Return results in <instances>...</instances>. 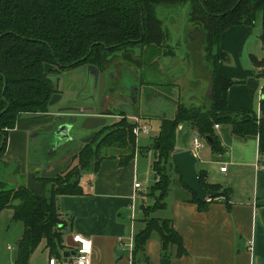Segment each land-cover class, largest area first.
<instances>
[{"label":"trees","instance_id":"trees-1","mask_svg":"<svg viewBox=\"0 0 264 264\" xmlns=\"http://www.w3.org/2000/svg\"><path fill=\"white\" fill-rule=\"evenodd\" d=\"M187 4L188 21L199 24L205 33L203 61L215 71L213 108L209 111V106L180 104L172 113L163 115L153 145L155 182L148 193L155 197V202L142 205L145 227L135 236L133 264L148 262L145 246L154 233L161 241L163 255L171 247L176 248L178 256L186 254L172 222L152 216L166 207L172 184L168 171L172 166L183 188L190 193L188 200L201 211L221 197L230 207L231 192L207 184L204 173L199 174L202 187L218 195L211 202L198 200L184 184L173 161L178 153L176 140L181 123L189 122L203 137L210 138L216 153L222 152V147L214 125L223 124L231 126L238 137L257 136L258 154H264V97L260 99V116L252 109L229 105L228 90L234 81L221 70V62L229 57L220 44L228 27L253 26L260 17V40L264 46V0H0V212L11 208L13 220L25 227L15 264H29L43 240L47 241L51 255L60 256L64 221L58 210V197L83 195L82 174L99 172L106 158L120 157V166H127L137 153V139L128 119L101 127L74 157L76 163L65 172L54 178L36 177L44 184L43 194H37L26 186H13L7 177V171L14 167L2 161L10 129L25 115L49 112L53 94L58 90L51 74L88 65L107 72L113 62L122 58L136 62L139 67L151 63L161 53L157 45L168 37L160 17L161 7L182 10ZM136 44L151 50L137 58L132 50ZM253 62L254 66L264 68V57H253ZM110 148L121 151L108 157L102 155ZM16 169L15 165L13 174Z\"/></svg>","mask_w":264,"mask_h":264},{"label":"crops","instance_id":"crops-1","mask_svg":"<svg viewBox=\"0 0 264 264\" xmlns=\"http://www.w3.org/2000/svg\"><path fill=\"white\" fill-rule=\"evenodd\" d=\"M254 32L257 33L256 36H260L262 32L260 17L254 26L234 25L222 33L221 48L229 58L221 62V70L226 78L234 81L228 90L229 105L254 110L255 94L257 101L254 112L260 116L259 90L264 84V68L254 66L253 57L263 58L264 46L260 47V51L253 49L254 44L248 48L249 38ZM245 49L250 59L246 65L242 62ZM186 63L185 73L180 76L193 81V90L180 93L174 102L178 100L177 102L187 105L206 107L209 99L204 96L205 78L203 75H194L192 60L189 59ZM158 69L162 72V68ZM200 72L204 74V71ZM176 78L177 76L174 81ZM75 79L70 87L74 82H84V88L89 86V103L82 102L76 109H63L60 106L64 104L63 94L67 89L59 84L58 90L61 93L53 95L48 113L25 115L15 128L10 129L2 161L14 166L7 171V177L13 186L23 185L30 173L35 178H54L76 163L74 157L77 155V138L73 135V130V140L69 142L59 145L53 139L61 123L77 120L74 129L80 132V122L86 116H105L108 124L115 121L112 120L115 115L111 113L113 101L108 94H105L100 106L96 105L99 89L94 78L86 74L85 77L77 75ZM143 80L131 82L135 97L127 101L134 110L146 82L144 76ZM175 82L179 85L178 80ZM78 89L83 92L81 86ZM74 103L77 106L78 100L71 101V104ZM56 104L59 109H51V105ZM197 133L190 123H181L177 130V151L192 150L193 136ZM215 133L222 152H214L206 138L204 147L197 155L196 170L199 174L206 175L207 184L217 185L231 192L230 207H227L225 199L221 197L210 204L208 209L201 211L197 204L188 200L190 193L182 185L175 189V193L171 187L165 200L166 207L152 216L172 222L183 240L186 254L178 256L176 248L171 247L168 254L163 255L161 241L154 233L145 246L144 255L148 262L141 264H264V154H258L257 136L238 137L232 132L231 126L223 124L215 128ZM136 155L127 166H120V157L104 159L99 172L82 174L80 183L83 195L58 197V210L64 221L61 226L64 242L59 251L60 256L51 255L47 241L43 240L31 255L29 264H49L51 258L57 259L58 264H74V256L66 259L63 253L71 251L66 240L75 235L85 236L92 241L91 264H133L135 236L145 227L142 205L147 201L148 195L140 177L149 173L146 168L141 167V161ZM15 165L17 169L13 174ZM223 167L227 168L226 172L221 171ZM136 182L141 184L140 189H135ZM0 214H5L7 219H11V223L15 222L11 208ZM24 230L23 224L21 233L18 229L13 232L14 239L8 236L9 239L1 243L0 264H15ZM10 241L15 243L16 251L7 244ZM39 248H42L40 254L37 253Z\"/></svg>","mask_w":264,"mask_h":264},{"label":"rangeland","instance_id":"rangeland-1","mask_svg":"<svg viewBox=\"0 0 264 264\" xmlns=\"http://www.w3.org/2000/svg\"><path fill=\"white\" fill-rule=\"evenodd\" d=\"M183 10L185 11L186 9H183ZM179 12L181 15L182 11H179ZM168 22H169L168 19L164 20V23L166 24L165 26L169 28V31L171 33V40L174 43L180 39L181 37L180 34H183L184 36V33H181L178 31V25H177L176 20L174 21L172 20L169 23ZM255 26L257 25L255 24ZM256 35L257 33L254 32V34L250 36L248 48L250 49L251 46L253 47V44H254L255 47H253V49L255 51L256 50L260 51V47L261 46L263 47V45L261 43L260 36H256ZM246 54H247V49L244 50L243 57H242V62L244 65L247 64V60L248 62H250L249 56ZM178 55L181 56L180 53H178ZM119 60H120V63L117 66L118 67L117 72L121 73V70H123V72H125L124 70L129 71L126 73H130V71H134L135 74L137 75H133L131 73L132 74L131 76L137 77L138 75H140L139 70L137 69V67H139L138 66L139 64H136V62H133V61L131 62L130 60H125L124 58L119 59ZM177 63L178 61L176 57H174L173 61L169 62V66H170L168 68L169 77L167 75H164V73H162L161 71H159V69L156 68L155 65H153L155 63L153 64L149 63L143 66L142 71L144 74L143 76L146 79V82L143 84L144 86L141 89V94L138 98L137 106L135 110L132 109L131 104L127 101L128 98H126V95H128L129 93L128 91H125L123 88L121 90L122 94L118 95L119 97L114 99L115 95L118 93L116 87L115 89H112V90L109 89V87H107V92H108L107 94L112 98V101H113V102L111 101L113 104L111 113L115 115L112 117V120H115L114 122H117L121 120L122 118L130 120L133 117H139L140 119L145 120L151 128V131L149 134L138 135L137 155H136L141 161V164H142L141 167H144L146 168V170L149 171L148 174L140 177V180L144 183L145 190L148 193L151 190V186L155 182V175L153 172L152 164L156 158V151L153 145L159 133L161 121L163 118V116L160 113L162 112H168L169 114L172 113L173 108L175 106V104H172V102L177 103L178 101V100H175L176 102H174V99L177 98L180 95V93L185 94L186 92L193 90L192 89L193 88L192 86L194 85L193 81H191L186 76H180V75L177 76L175 81L178 80L179 85L175 84L176 82L174 81V78H175L174 75L177 74L178 71H180L179 70L180 68L178 67ZM246 67H249V66H246ZM88 72H89L88 66H80V67L69 68L59 73H54V75L51 74L52 79L57 81L58 85L63 84L64 87L67 89V91L63 94L64 104H62L60 107H62L63 109L66 108V110L67 109L69 110L70 108L76 109L80 107V103L82 104V102L86 101L87 103H89L90 101V98L88 97L89 86L88 88H84V84H85L84 82L83 83L79 82L77 84H75L76 82H74V84H72V86L70 87L72 80L75 79V76L83 75V77H85L86 74H89ZM80 86L81 88H83V92H80V89H78V87ZM60 93H61L60 90H57L53 95H59ZM103 97H101L100 92L97 94V102H96L97 106L98 105L100 106L103 103V100H104ZM76 100H78L77 106L75 103L71 104V101H76ZM256 101H257V95L254 94V110L256 109V104H255ZM58 107L59 106L57 104L51 105V109H54V110L59 109ZM109 121L111 120L109 119ZM83 132L84 131L76 132L75 129H73V135H75V138H77V143H75L77 145V154L80 153L82 148L92 140L93 136L98 131L96 132L93 131L91 133H85V132L83 133ZM69 144H70L69 146H71V143ZM117 151H121V150H115V148L113 150V148H110V150L105 151V154L103 153L102 155L106 157L112 156L111 154H116ZM168 173L172 180V184L170 188L173 187V192L175 193L176 191L175 189H178L182 185L180 181V176L175 171L173 166L169 169ZM146 197H147L146 199L147 201L144 204L146 205L154 204L155 202L154 196L150 197L147 195ZM16 222L17 221H15L14 223H11V219L10 220L7 219L5 217V214H0V245L4 241H6V239H9L8 236L12 237L14 231L17 232V230L19 229L20 233L22 232L23 223L22 222L16 223ZM14 238L15 237H12V239ZM7 244H10L9 246L14 248V250L16 251V245L13 241H10ZM41 252H42V248H39L37 253L40 254Z\"/></svg>","mask_w":264,"mask_h":264},{"label":"water","instance_id":"water-1","mask_svg":"<svg viewBox=\"0 0 264 264\" xmlns=\"http://www.w3.org/2000/svg\"><path fill=\"white\" fill-rule=\"evenodd\" d=\"M205 39V33L201 31V41L197 44V49L201 48V53L195 54L194 51L192 55L193 61V69L195 76H201L205 78L206 88L204 92V96L209 99V111L213 108V98H214V87H215V71L211 69L208 65L202 63L203 56V43ZM88 71L94 76L95 85H99V92L101 97L104 95V89L107 86V74L101 73L99 68L96 65H88ZM200 71H204V74H201ZM112 78V76H111ZM104 98V97H103ZM77 120L66 121L58 125L53 139L59 145L64 144L73 140V136L71 135L72 130L76 127ZM108 124V118L105 116H86L79 125V129L82 131H93L98 130L101 127ZM208 142H210V138H207ZM173 161L175 163L176 169L180 173L184 184L188 189H190L193 193L196 194L198 200L207 201L216 198L218 195L212 191H206L200 182L199 173L196 170L197 157L192 150L178 152L173 156ZM26 186L31 191L37 194H43L44 192V184L40 183L36 180L35 175L30 173L26 181L23 185ZM67 246L71 249V251L63 253V256L68 259L71 256L76 255L75 249L78 247V244L74 242L73 236H69L67 238Z\"/></svg>","mask_w":264,"mask_h":264},{"label":"flooded vegetation","instance_id":"flooded-vegetation-1","mask_svg":"<svg viewBox=\"0 0 264 264\" xmlns=\"http://www.w3.org/2000/svg\"><path fill=\"white\" fill-rule=\"evenodd\" d=\"M189 8L190 7L188 4L183 8V9H186L185 11L183 9L179 10L177 8L161 7L162 12L160 13V17H162L164 20L168 19L169 22L172 20L173 21L176 20L177 25H178V31L181 33H184V36L183 34H180L181 35L180 39L173 43V41L171 40V33L169 31V28H167L165 26L166 24L164 23V28L168 31V37L162 44L157 45L156 48H160L161 53L154 57V60L151 62V64L155 63L153 65H155L156 68H159V67L162 68V72L164 73V75H167L168 77H169L168 68L170 67L169 62L173 61L174 57H176L178 61L177 63L178 67L180 68L179 69L180 71H178L177 74L174 75V77H176L178 75H182L185 73L186 65H187L186 61L189 59L192 60V55H193L192 51H194L195 54L201 53V48L197 49V44L201 41V31L203 32V30L201 29V26L199 24L191 23L190 21H188ZM179 11H182L181 15ZM148 48H149L148 46H142L140 44H136L132 47V50H133L134 55L137 58H139L141 54L145 55L146 53L149 52V50H151V49L148 50ZM178 53H180L181 56L178 55ZM200 59H202V62H204L203 56L202 58L200 56ZM119 63H120V60L113 62L112 64L113 66L111 67V70L109 69L107 72H102L99 69L101 73L107 74V86L104 89V93L105 94L108 93L107 87H109V89L111 90L115 89L116 87L118 93L115 95L114 97L115 99L119 97L118 95L122 94L121 90L124 88L125 91L129 92L128 95H126V98L133 100L135 96L133 94L134 88L133 86H131V84L134 83V81H139V82L144 81L143 71H142L144 65L142 67H137L140 75L135 77V76H131L132 74L137 75L135 74L134 71H130V73H126V72H129L126 70H124L125 72L121 70V73L117 72L118 71L117 66L119 65ZM161 65L163 66L161 67ZM88 73L90 76L94 78V76L90 72ZM97 87L99 89V85ZM105 94H104V98H105ZM180 104L187 105L182 102H177L173 108V111L176 108V106ZM129 121L131 122V120Z\"/></svg>","mask_w":264,"mask_h":264},{"label":"built area","instance_id":"built-area-1","mask_svg":"<svg viewBox=\"0 0 264 264\" xmlns=\"http://www.w3.org/2000/svg\"><path fill=\"white\" fill-rule=\"evenodd\" d=\"M259 97L260 99L264 97V84L263 86L260 88L259 90ZM131 122H132V125H133V133L134 135L136 136V139L138 137V135L140 134H149L150 131H151V128L149 126V124L143 120V119H140L139 117H133L132 119H130ZM220 124H215L214 125V129L215 128H219ZM206 138L203 137L200 133H197L193 136V148H192V151L194 152V154L198 155V152L201 150V148L204 147V144L206 142ZM227 168L226 167H223L221 169L222 172H226ZM141 188V184L136 182L135 183V189H140ZM207 201H211V200H207ZM134 203H132L133 205ZM133 209H134V205H133ZM82 236V235H80ZM84 239L86 240H90L89 238L85 237V236H82ZM73 240H74V237H73ZM75 243L78 244V247L76 248V255L74 256V264H79L78 262V257H80L81 253H80V248L82 247L81 244H79L78 242H76L74 240ZM92 254H93V243H92V253H91V258H92ZM49 264H58V261L57 259L55 258H51L50 259V262Z\"/></svg>","mask_w":264,"mask_h":264},{"label":"clouds","instance_id":"clouds-1","mask_svg":"<svg viewBox=\"0 0 264 264\" xmlns=\"http://www.w3.org/2000/svg\"><path fill=\"white\" fill-rule=\"evenodd\" d=\"M74 240L82 245L80 248V257H78L79 264H91L92 241L86 240L80 235H75Z\"/></svg>","mask_w":264,"mask_h":264}]
</instances>
